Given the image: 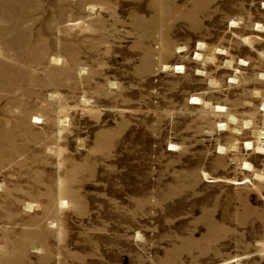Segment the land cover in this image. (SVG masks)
<instances>
[{"label": "rangeland", "instance_id": "1", "mask_svg": "<svg viewBox=\"0 0 264 264\" xmlns=\"http://www.w3.org/2000/svg\"><path fill=\"white\" fill-rule=\"evenodd\" d=\"M0 264H264V0H0Z\"/></svg>", "mask_w": 264, "mask_h": 264}]
</instances>
